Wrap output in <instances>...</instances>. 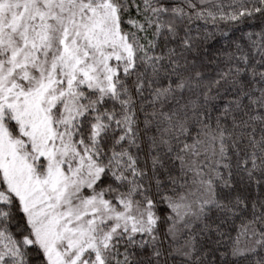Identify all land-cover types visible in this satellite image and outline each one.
I'll list each match as a JSON object with an SVG mask.
<instances>
[{
    "label": "snow or ice",
    "instance_id": "6c2138e0",
    "mask_svg": "<svg viewBox=\"0 0 264 264\" xmlns=\"http://www.w3.org/2000/svg\"><path fill=\"white\" fill-rule=\"evenodd\" d=\"M0 264H264V0H0Z\"/></svg>",
    "mask_w": 264,
    "mask_h": 264
}]
</instances>
